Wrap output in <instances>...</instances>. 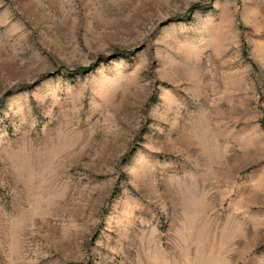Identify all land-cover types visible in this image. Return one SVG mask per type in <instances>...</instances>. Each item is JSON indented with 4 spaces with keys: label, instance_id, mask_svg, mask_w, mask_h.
I'll list each match as a JSON object with an SVG mask.
<instances>
[{
    "label": "rangeland",
    "instance_id": "rangeland-1",
    "mask_svg": "<svg viewBox=\"0 0 264 264\" xmlns=\"http://www.w3.org/2000/svg\"><path fill=\"white\" fill-rule=\"evenodd\" d=\"M0 264H264V0H0Z\"/></svg>",
    "mask_w": 264,
    "mask_h": 264
}]
</instances>
